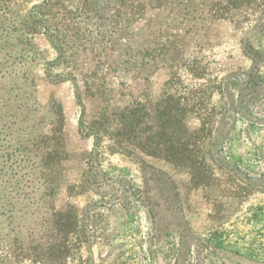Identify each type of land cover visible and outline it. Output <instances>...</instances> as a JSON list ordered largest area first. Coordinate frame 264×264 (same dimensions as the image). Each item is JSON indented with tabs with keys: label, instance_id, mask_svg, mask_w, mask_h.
<instances>
[{
	"label": "rangeland",
	"instance_id": "obj_1",
	"mask_svg": "<svg viewBox=\"0 0 264 264\" xmlns=\"http://www.w3.org/2000/svg\"><path fill=\"white\" fill-rule=\"evenodd\" d=\"M215 1L0 0V264H264V0ZM78 5L108 32L79 29ZM171 74L179 93L211 81L224 110L203 184L108 137L91 155L96 114L156 102ZM40 136L64 153L50 177Z\"/></svg>",
	"mask_w": 264,
	"mask_h": 264
},
{
	"label": "trees",
	"instance_id": "obj_2",
	"mask_svg": "<svg viewBox=\"0 0 264 264\" xmlns=\"http://www.w3.org/2000/svg\"><path fill=\"white\" fill-rule=\"evenodd\" d=\"M133 1L131 0V3ZM166 2L168 0H150L149 5L160 7L166 5ZM251 2L252 0H216L213 4H224V7L219 10L226 11L227 5L232 7L227 8V10H230L237 9L241 5L248 6ZM85 6L87 5H78L75 10L81 18V21L77 23L79 29L87 28V24H90L92 25L90 27L91 31H96L97 35L108 32L105 27L101 31L104 26L103 12L98 11L94 7L95 5H88L89 8L85 11ZM89 11H92L95 15L99 12L102 14L97 18L101 22L98 31L93 27L94 22L89 21L86 23V20H90V16L87 14ZM223 17L224 15L221 14L217 18ZM34 30H38L37 27H34ZM176 81H180L178 76L171 74L163 85L164 90L160 98L154 103L150 101L146 104L133 100L117 110H109L106 106L97 113L92 122L86 127V130L94 138L91 155H97L104 138L108 137L116 150L124 151L126 147H131L147 158L163 161L186 170L191 174L192 180H202V184L208 180L212 176L208 160L212 163L215 162L214 151L209 149L210 155L208 158L206 157L201 149L202 138L205 139L210 133L214 118L217 115H222L224 110L220 111L210 103L211 95L214 92V87L209 86L212 83L211 81H207L206 84L199 85L187 93H179L176 90ZM90 86H93L94 94L98 93L102 100H105V98L110 101L114 100V97L99 91V84L91 83ZM171 89H173V92L170 93ZM189 114L195 115L198 119L199 127L195 130L189 129L186 125L185 119ZM57 138L55 136L39 137L40 143L46 149L39 155L41 161H39L38 167L43 170V173H46L47 177H50L53 171H58L61 162L64 161V153L61 151L60 143L56 141ZM128 152V154L132 153L131 151ZM34 156L36 157V155ZM141 162L144 164V161ZM48 195L52 196V190H48ZM58 216L60 221L56 233L59 238L64 239L70 232L71 216L69 213H59ZM65 249V247L62 248L63 251ZM55 251L58 252L59 250L55 249Z\"/></svg>",
	"mask_w": 264,
	"mask_h": 264
}]
</instances>
